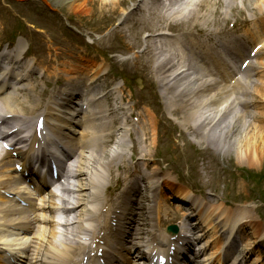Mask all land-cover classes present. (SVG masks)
I'll return each instance as SVG.
<instances>
[{
  "label": "bare ground",
  "instance_id": "1",
  "mask_svg": "<svg viewBox=\"0 0 264 264\" xmlns=\"http://www.w3.org/2000/svg\"><path fill=\"white\" fill-rule=\"evenodd\" d=\"M67 1H70V3H74L76 0ZM87 1L88 0H83L78 3L79 7L77 8L79 9L76 10L85 13L86 11H84L83 9L85 8ZM100 1L103 4H106L115 2L116 0ZM204 1L205 0H188L187 2H185V5H182L180 8L175 10L173 14L176 16L179 15L181 16V18L194 17L196 21L197 18L203 17V15H200V17H198L199 14L197 12L199 11L200 5H202ZM234 1L235 0H226L225 4L231 6L232 2ZM253 2L256 6V9L261 10L259 8L261 6L262 9H264V0H254ZM188 13H190L191 15H189ZM165 44H167V40H163L159 45L155 44L156 47H151L150 50L154 49L155 51H157L156 55L162 57L163 53L167 52ZM184 46H186L187 48L189 47L187 42L184 44ZM24 51L25 46L17 44L16 54H22V52ZM180 54L182 55V57H180L179 61H175L172 56H168L164 60L165 62H163V64H160L154 68V72L156 73L157 78L160 79L162 87L165 88L164 98L169 102L172 111L179 110L191 112V101L192 103H198V107L202 105L197 113L190 114L189 116L183 118V121L182 123H179V126H183L182 124L186 125L187 122H191L192 119H195L198 115H202V121L199 120L197 124H200L203 129H205V127L208 128L205 135H210V138H212V143L218 142L213 146L221 148V146H225L226 144L232 145L235 149V156H237V163L239 165L248 164V166H250L256 174H264V124L263 126H257V124L253 122V118L256 116L261 115L262 119H264V113H261L264 110V95L261 94L264 92V81L261 80V82L259 83L260 86H256L263 91L259 93V91L256 90L257 93L255 94V97L257 101H252L255 103L253 105L252 111L248 112L246 111V109H244L240 112L236 108L235 102L229 101L228 96L223 91V88L219 86V84H216L214 81H212L209 75H206L204 72H196L194 74L192 68L197 66L196 63L194 64V62H189L191 64L187 66L186 69H183L184 71L181 70L185 67V58L182 53ZM4 58L8 61L6 62L7 66L2 67L5 69L1 70L0 72V94L4 93L2 92V88H5L10 84L12 85L13 82L17 81L16 78H18L19 76L17 75L16 68H14L12 65L14 62L6 57ZM78 71L81 72V69L78 68ZM74 74H77V72H75ZM194 75H197V77H195ZM6 76L9 77V81L5 79ZM91 80L93 79L91 78ZM200 80L202 82H200ZM23 87L24 86H22V88ZM27 89H29L27 91L29 94L35 93L33 87ZM1 99L3 100H0V114H11V119H13L11 120V122L15 123L13 126L8 127V130L14 128L17 125H21L22 128L25 127V123L23 122V115L27 116L25 115L26 111L29 114V116L27 117H31V119L36 117V115L34 114V107L25 106V102L27 103V100H25V98L23 99V101H17L12 96H8L7 98L2 96ZM52 100L59 101L57 97H50L49 100L43 103L45 109L47 108L46 105H48ZM66 100H71V98L67 97ZM66 111L69 115L72 114V111L70 109L61 112ZM253 111H257L258 113H254ZM40 112H43V110ZM248 113L251 114L249 115ZM2 115H0V117H2ZM61 118L65 117L59 114V117H57L58 126H48L47 128L49 131H51L53 136H58L59 139L69 142L70 134L65 131L68 129V126L65 123L61 122ZM45 120L46 118L44 117V121ZM93 120L96 122L98 121L97 119H94V117ZM250 120L253 123H251ZM82 125L83 123L80 125V127ZM86 126L87 125L85 124L83 127ZM236 128H238V132L234 133V129ZM81 142L82 141L78 142L75 146V150L79 151V159L76 161L78 170L74 172L75 178L81 176L82 172H91L90 166L95 164L94 160L96 159V157L91 154L83 160L84 151H82L83 146ZM71 152V164L69 163L68 166L69 174L71 173L76 160L73 150ZM9 163V159L0 157V249L10 248V251L14 253H18L21 249L26 253L27 260L32 264H80L83 262V258L85 256L90 258V252L97 250L98 247L104 246L103 248H107V251L103 254L104 257L115 258V263L117 264L119 262H121V264H136L135 261L122 259L120 248L117 247L119 241L115 247L109 246L110 239L113 237L119 236L121 240L122 236L132 237V235H137V228L127 231H124L123 228L124 225L128 223L127 220L132 218V214L130 212H128L129 217L125 218V221L120 222L122 225L121 233H119V231L117 230L116 235L114 236H111L112 234H109V236L106 238V236L103 234L102 237H97L99 232H101V229H99V226H97L96 224L98 217L96 205L99 204L91 205L88 208V206L85 205L84 202L76 200L71 204V206H68L66 204V200L63 199V208L61 209V211L65 215H68V218L62 220V228L64 231L62 234H60L57 228V224L52 218L43 215L40 217L30 216L22 209L17 208L16 206H11L10 204L16 205L13 200L3 197L2 193L5 190L9 191L10 193H14L17 196L22 195L23 193L22 189L16 187V185L13 183L14 179L12 176L11 165H9ZM82 164L86 165V168L82 167ZM97 166L98 165H96L95 168ZM211 175H213V171L211 172ZM94 179L95 174L93 173L92 181L95 183ZM66 186H63L61 191L63 192L64 189L65 192L69 194H75L76 198L79 199L80 193H82V191L85 190L87 186L88 188H93V183H89L87 185L79 184V182L77 181L76 185H71L70 188H65ZM50 196L51 197L48 200H44L43 203H40L39 205V207H42L44 209L46 208L48 212L56 209L57 207H55V205H57L59 200H61V197L57 196L55 193L51 194ZM96 196L97 195L93 194L90 198L93 199ZM155 215L157 220L162 217L161 212ZM213 226L215 225H212V228ZM106 227L108 226L105 225V228ZM195 230H197V228H195ZM19 231L25 232L28 237H20ZM89 232L91 234H89ZM255 234L258 236L256 232ZM63 235L65 237V240L61 241L60 239H58L59 236ZM95 238H98V241H103V239H105L104 245L101 244L100 246L98 243H95ZM149 238L151 237L149 236ZM149 238L146 239L145 244L142 245L143 247H145V250L149 249L152 243L156 241L155 235L152 236L151 242H149ZM216 238L217 237H215L214 239ZM214 239L208 240V242L205 243L209 244L210 242H213ZM88 241H90V245H95V250L92 249L88 251ZM115 241L117 242V239H115ZM259 241L261 246H264V237L260 236ZM219 246L220 244H216L214 246L213 252H206V255H209V260L212 261L213 259H215L218 264L222 262L219 257L218 259H216L217 257L215 255V253H218L217 250ZM214 255L215 257H213ZM1 258L2 255H0V259ZM90 259L92 261L94 260L92 258ZM107 264H111V262H107Z\"/></svg>",
  "mask_w": 264,
  "mask_h": 264
},
{
  "label": "rangeland",
  "instance_id": "2",
  "mask_svg": "<svg viewBox=\"0 0 264 264\" xmlns=\"http://www.w3.org/2000/svg\"><path fill=\"white\" fill-rule=\"evenodd\" d=\"M81 1L83 0H76L74 3H70L68 5H65L64 9H65V13L66 14H70L71 12L74 13L76 11V9H79L77 7L78 6V3H80ZM232 1V0H231ZM236 2H232L234 7H235V10H232L234 12L231 13L230 11V16H234V14L236 12H239L241 11L242 9L239 7V6H243V4H241L238 0H235ZM254 0H245L246 4H250V5H247L249 6L247 9H250L251 10V7H255V4L253 2ZM226 0H206L204 1V5L206 6L204 8V11L203 13H209L210 16H221L223 13H225V11H229V5L228 4H225ZM111 5L112 3H106V4H103L100 0H88L86 5H85V8L83 9L84 11H86L85 13H83L85 16L84 19H82L81 21H79V25H81L83 28L87 29V30H90V31H93V32H98L99 34L101 35H104L108 32V30L110 29L111 25L116 21V15L113 16L110 11H111ZM246 6V7H247ZM203 10V8H202ZM142 35H140L141 37ZM140 37L138 38V43L140 44ZM107 39V37H105ZM64 42L66 44H68V46H70V48L72 49V52L75 51V59L79 58V50H78V44H77V40H71L69 37H67ZM127 46L126 42L124 39H119L118 41H113V44L111 46H109L105 52L108 53V51L114 49L116 52H119V53H122L123 51L127 52L125 50V47ZM80 59V58H79ZM120 64V63H119ZM132 87H131V90H132V93H133V102L135 104V106L137 107H141V108H145L144 106V102H143V99H141V95H138L136 97V93L138 92H142L140 89H139V85L136 84L135 81H133L131 83ZM264 95V93H263ZM196 107V106H195ZM264 113V111H263ZM120 116V115H119ZM141 116L143 118V122H145L146 124H149L151 123V121L149 120V117L146 116V113L142 114L141 113ZM256 117H259V118H256ZM255 118H253V122H255L257 124V126H261V124L263 123V120L262 119V116H256ZM261 117V118H260ZM201 119V117L198 115L195 119H192V121L189 123L190 125V128H194L195 126L197 127V123L198 121ZM251 121V120H250ZM251 121V123H253ZM201 126H198L197 128H199ZM194 129H192L193 131ZM195 131V130H194ZM238 132V128L234 129V133H237ZM201 132H197L196 134H194V136H196L197 140H199L200 137H202V135L200 134ZM240 134V133H239ZM164 141L165 143L167 141H169L173 146L172 148H174L175 150H177V143L176 142H179L181 144L184 145L185 149L187 148V141L190 139V136L187 137H184L182 135H170L169 132L166 133V135L164 136ZM167 150H171V147L170 146H167L166 147ZM172 151V150H171ZM235 151L234 149H228V152L225 153V156L227 157H230L231 160H229V162L227 163H230L229 165H227V169L228 170H232V166L233 164H231L233 161H236L235 160ZM240 168H245V169H251L253 170L250 166H248V164H245L243 166L239 165ZM264 166V165H263ZM170 181H168L164 186H171V187H176V186H179V185H183L185 187H187V189H192L194 190L195 193H197V190H196V186H201L202 185H205V186H208L211 182L209 181L210 178H207V182L206 184H203L202 180L200 179L199 183L197 185L194 184V182L192 180H189L187 178H183V177H180V176H177L176 174L174 173H171L170 174ZM213 181H217L218 178L216 177H213ZM221 181H222V178H220ZM237 180V178L235 179V181ZM247 189L243 190L242 188H239L241 191L240 192V195L239 196V199L241 200H238L240 202H237L238 204L242 203V202H249V198L251 197H255L256 194H259L258 196L261 197V198H264V195L260 193V191H258L257 187H255L254 189H252V187L250 185H247ZM261 190L264 191V180L261 181L260 183V186ZM168 190V189H167ZM206 191V190H205ZM238 191V190H237ZM248 191V192H247ZM247 192V193H246ZM162 193H163V196H161V202L163 204V209L166 210L167 213H175L173 212L172 210V207H169V202L167 201L168 199V196H169V193L162 190ZM219 196H221L219 194ZM215 197H216V193H215ZM259 200H257L255 203H247L246 205H254V208H256V212L264 219V203H260L258 202ZM169 208V210H168ZM259 208V209H258ZM256 212H254V215L252 214V212H250V215L252 216L250 220V224H249V228H252V229H255L256 226L255 224L257 223V218L255 217L256 216ZM174 217L176 219H178V216L176 214H174ZM248 235H249V232H248Z\"/></svg>",
  "mask_w": 264,
  "mask_h": 264
}]
</instances>
